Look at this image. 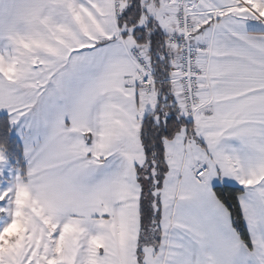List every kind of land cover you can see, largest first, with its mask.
Listing matches in <instances>:
<instances>
[{"label": "snow or ice", "instance_id": "snow-or-ice-1", "mask_svg": "<svg viewBox=\"0 0 264 264\" xmlns=\"http://www.w3.org/2000/svg\"><path fill=\"white\" fill-rule=\"evenodd\" d=\"M0 264H264V0H0Z\"/></svg>", "mask_w": 264, "mask_h": 264}]
</instances>
